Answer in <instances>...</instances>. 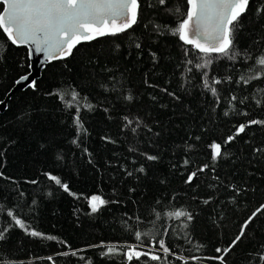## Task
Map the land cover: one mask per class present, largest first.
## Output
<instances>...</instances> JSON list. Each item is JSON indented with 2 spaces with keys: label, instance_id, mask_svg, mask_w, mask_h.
<instances>
[{
  "label": "trees",
  "instance_id": "obj_1",
  "mask_svg": "<svg viewBox=\"0 0 264 264\" xmlns=\"http://www.w3.org/2000/svg\"><path fill=\"white\" fill-rule=\"evenodd\" d=\"M140 4L131 29L80 43L46 64L36 89L14 91L0 112V231L8 229L0 264H128L122 254L100 255L113 245L162 258L132 264H221L220 256L224 264H264L256 258L264 252V125L249 124L264 120V69L255 63L264 55V13L256 12L264 0H250L239 21L235 59L214 54L201 69L200 53L171 32L186 16V0ZM0 43L1 100L29 62L1 29ZM241 75L259 78L238 83ZM240 124L245 132L225 144ZM213 142L226 153L216 161ZM93 195L106 201L96 213ZM176 211L192 220L169 215ZM253 212L241 240L218 253Z\"/></svg>",
  "mask_w": 264,
  "mask_h": 264
},
{
  "label": "snow or ice",
  "instance_id": "obj_2",
  "mask_svg": "<svg viewBox=\"0 0 264 264\" xmlns=\"http://www.w3.org/2000/svg\"><path fill=\"white\" fill-rule=\"evenodd\" d=\"M160 5H164L166 0H158ZM2 11H0V29L6 34L7 41L12 45L26 46L28 48L29 57L33 54H42L43 60L41 65L46 62L64 59L71 55L73 49L82 41H93L98 37L107 35H117L131 29L138 22L139 10L141 7L140 0H0ZM188 10L186 18H184L177 27L171 29L172 35H178L179 40L185 45H190L200 53V59L203 63L197 64L196 68H207L213 63V56L216 58H228L234 60L237 55L234 38L235 33L239 28L241 17L248 11L250 0H187ZM179 11V9H177ZM257 14L264 13V7L256 9ZM4 44L0 43V47ZM140 48V44H136ZM186 55L187 50H186ZM154 55V54H153ZM191 63V61H189ZM259 69H264V55H261L255 61ZM264 75V73H260ZM205 76V87L207 88L208 81ZM259 75H254L246 78L241 75L240 81L245 84L251 79H258ZM229 79H231L229 77ZM28 81V76H23L15 83L22 84ZM214 83L219 84L220 80H214ZM33 90L36 89V81H31L28 85ZM213 95L216 94V89H211ZM78 94L73 91V100H76ZM127 99H132L129 95ZM233 100L236 99L234 96ZM3 102L0 101V104ZM243 103V101H241ZM259 103V101H257ZM91 108L92 105H87ZM79 111V109L77 110ZM228 115V113H225ZM77 125V134L83 129L77 117L75 121ZM132 122L129 121V124ZM249 124L264 125V120H251ZM247 125L240 124L236 128L235 135H229L225 140V144L233 141L235 136L245 132ZM135 131V129H133ZM73 143H76L73 140ZM211 157L213 161L226 155L222 152V146L219 143L213 142L210 145ZM256 151H261L257 149ZM148 160H155V156H147ZM187 163V161H186ZM205 168L207 165L204 166ZM141 168L139 171H143ZM201 168L200 171H203ZM2 175V174H0ZM48 175V179L54 181L57 185L63 188L65 192H69V186L61 182L54 175ZM196 173L193 172L188 176L187 183H191ZM36 183V181H32ZM72 194V193H70ZM208 203V201H204ZM35 203V201H33ZM106 201L100 195H93L89 200V206L92 213H96ZM264 208V205H261ZM257 209L256 212H259ZM253 212L248 218L244 226L240 230V234L232 241L229 248L220 249L227 253L232 246H235L245 234V228L256 216ZM12 217L15 226L21 229L25 228L24 222L16 218L12 211L7 213ZM169 215L179 219L186 217L188 221L192 220V215L186 211H176ZM187 227V225H185ZM8 229L0 231V239L4 238V233ZM28 234L34 237H40L42 234L37 231H31ZM48 239H54L48 237ZM136 239L141 240V233H136ZM102 247V246H97ZM159 247L165 255L169 254V247L165 245L164 240L159 241ZM264 247V246H261ZM76 253L74 252L73 255ZM128 264H132L133 260L139 261L141 257L147 256L151 261H160L162 258L156 254L149 252L138 251L135 247H128L126 250H119L117 246H107L106 250L101 251L102 257H115L121 255ZM256 258L264 262V252H259ZM51 259V258H49ZM218 259L221 264H224V257Z\"/></svg>",
  "mask_w": 264,
  "mask_h": 264
},
{
  "label": "water",
  "instance_id": "obj_3",
  "mask_svg": "<svg viewBox=\"0 0 264 264\" xmlns=\"http://www.w3.org/2000/svg\"><path fill=\"white\" fill-rule=\"evenodd\" d=\"M2 6V5H1ZM187 10H188V5H187V0H186V13H187ZM1 11H2V8H1ZM186 18V16H185ZM1 31L3 32V30L1 29ZM4 34V33H3ZM6 36V34H4ZM7 38V37H6ZM99 38V37H98ZM85 42H89V41H82L81 43H85ZM11 43V42H10ZM16 46V45H15ZM21 47H24L27 51V57H28V71L20 76H18L12 86L9 88V90L7 91V93L4 95V97L0 100L2 101L3 103L0 104V112H3L5 110V107H6V103L8 101V99L10 98V96L12 95V93L16 90H23L25 88H27L28 84L31 82V81H35V79H37L40 74H41V71L42 69L44 68V66L50 62H46L43 64V66L41 65V61L43 60V56L42 54H33L32 57H29V52H28V48L26 46H21ZM198 51V50H197ZM61 60V59H59ZM56 61V60H54ZM52 62V61H51ZM23 76H28V81L22 83V84H16L15 82L20 79L21 77Z\"/></svg>",
  "mask_w": 264,
  "mask_h": 264
},
{
  "label": "rangeland",
  "instance_id": "obj_4",
  "mask_svg": "<svg viewBox=\"0 0 264 264\" xmlns=\"http://www.w3.org/2000/svg\"><path fill=\"white\" fill-rule=\"evenodd\" d=\"M91 197H92V196H91ZM91 197H90V198H91ZM90 198H89V200H90ZM89 200H88V203H89ZM89 207H90V206H89Z\"/></svg>",
  "mask_w": 264,
  "mask_h": 264
}]
</instances>
